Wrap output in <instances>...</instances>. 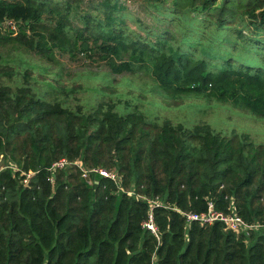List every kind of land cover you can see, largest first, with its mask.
I'll list each match as a JSON object with an SVG mask.
<instances>
[{
  "label": "trees",
  "instance_id": "16d2710c",
  "mask_svg": "<svg viewBox=\"0 0 264 264\" xmlns=\"http://www.w3.org/2000/svg\"><path fill=\"white\" fill-rule=\"evenodd\" d=\"M143 1L160 16L156 31L143 27L154 42L130 32L125 0L92 3L100 17L80 14L74 0H0V22L26 24L5 39L40 56L97 51L113 74L150 69L170 98L237 97L264 118V0ZM45 19L56 21L53 33ZM72 19L82 25L76 36ZM8 65L0 64V157L15 168L0 170V264H264V229L237 235L181 215L205 212L208 201L228 212L232 200L244 221L264 224V145L135 109L70 108L18 82ZM62 158L114 169L123 187L158 198L166 208L153 210L155 233L143 227L146 202L77 167L52 173Z\"/></svg>",
  "mask_w": 264,
  "mask_h": 264
},
{
  "label": "rangeland",
  "instance_id": "374dc122",
  "mask_svg": "<svg viewBox=\"0 0 264 264\" xmlns=\"http://www.w3.org/2000/svg\"><path fill=\"white\" fill-rule=\"evenodd\" d=\"M61 1L66 0H53V2ZM74 1L79 5L80 14L101 16L91 10V6L94 5L92 3L96 4L100 0ZM125 3L127 9L125 23L130 32L154 42L155 38L143 27L151 31L158 29L155 21L160 16L155 11V7L143 0H125ZM161 10L162 8L159 9ZM43 22L47 32L55 31L56 21L45 19ZM168 27L177 40L180 39L182 35L180 27L173 28L171 25ZM26 28V24L13 19L5 18L0 22V38H4L0 39V64L8 63L5 70H8L10 76L15 73V77L18 73L16 78L18 82L34 86V91L43 95L48 101L65 103L70 108L82 106L84 111H90L99 104L112 105L118 112L135 109L148 119H156L159 123L169 121L188 128L194 125H207L215 133L225 136L236 134L255 145H264V118L242 108L237 97L219 100L208 94L182 95L173 99L160 89L150 69L145 67L136 70L133 74L118 75L111 72L97 51L92 50L89 54H85L77 50L73 56H70L56 49L52 55L40 56L33 49H27L5 39L7 36H16L21 29ZM80 28L82 25L78 20L72 19L69 29L74 31L71 33L76 36ZM25 70L28 74L22 78L21 74ZM69 162L70 164L76 162L87 171L80 160ZM7 167L11 170L15 168L9 158L1 156L0 170ZM71 167L61 172H66ZM53 180L55 181V178ZM124 190L135 194L133 185L125 186Z\"/></svg>",
  "mask_w": 264,
  "mask_h": 264
},
{
  "label": "built area",
  "instance_id": "2783aa9c",
  "mask_svg": "<svg viewBox=\"0 0 264 264\" xmlns=\"http://www.w3.org/2000/svg\"><path fill=\"white\" fill-rule=\"evenodd\" d=\"M69 166L79 168L81 171V176L86 180L88 178L89 173L99 174L101 177L110 180L115 185L117 193L123 192L126 193L128 196H134L137 200L146 202L148 205V215L147 220L143 223V227L150 230L152 233H155V226L153 222V210L154 208L158 207L166 208V206L158 198L148 199L145 196L125 191L122 185V177L115 171H107L101 168H94L89 171H86L81 168L80 164L76 162H72V164H70V162L65 158L59 159L54 162L50 168V171L52 173H55L57 171L64 170ZM23 182L26 183V180H24ZM181 215L184 217L185 223L188 226L194 222L198 223L201 226L210 225L213 223H220L225 231H229L237 235L241 233L248 235L250 232L264 229V224H250L244 221L240 216H238L233 210L232 200L228 207V212L216 210L213 202L208 201L207 209L205 212L199 214L192 212H181Z\"/></svg>",
  "mask_w": 264,
  "mask_h": 264
}]
</instances>
